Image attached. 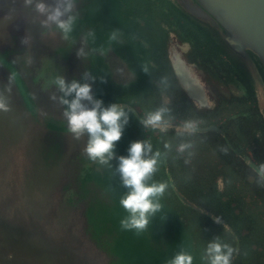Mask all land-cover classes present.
<instances>
[{"label":"rangeland","instance_id":"obj_1","mask_svg":"<svg viewBox=\"0 0 264 264\" xmlns=\"http://www.w3.org/2000/svg\"><path fill=\"white\" fill-rule=\"evenodd\" d=\"M76 11L79 12L78 20L71 34V38L68 41L60 39L59 36L47 35L48 37H46L43 29L39 31L41 35V37H39L40 40H42V42L44 41L45 48L48 49L51 56L56 58L54 62L57 61L56 63L59 65L57 68L58 73H55L50 78L55 75H62L66 81L69 82L76 79L82 83H91L93 97L103 101L105 107L119 100L123 103H129L130 106L138 107L140 110L144 109V105L140 101L129 96V92L133 90L137 91V83L129 86L119 85L111 79L112 75L109 73L107 66L100 64L102 62L100 59L94 61L92 57H90L91 60L85 58L82 65L80 60L81 57H77L76 55L78 49L82 47L86 50L91 49V45H93L91 37H95L97 45H99L100 42L109 40L111 28L113 27L119 29L123 28L127 35H132V33L138 34L140 37H144L154 44V50L147 51L143 50L141 47H138L139 50L137 48L134 49L140 53L143 52L145 55L144 58L150 59L152 64L158 65L163 72L165 71L163 68L168 65L165 44L168 39L174 40L173 38L171 39V37H177V40H182V38L188 40L191 47L188 57L200 63L205 69H207L208 65L214 66L217 69H225L232 66L230 62L226 61L227 57L222 53L221 49H216L211 46L208 40L210 36L207 30L199 26L193 19L183 14L181 10L174 8V6L172 7L164 0H85L83 4H81V2L79 4L77 3ZM89 29L94 32V35L86 36ZM210 32H212L213 35L215 33L212 29ZM85 36L86 42H82V38ZM213 39L218 41L215 37H213ZM108 45L107 43V47ZM104 46L105 44L95 48L105 50L107 47L104 49ZM114 46L124 58L125 62L134 69L137 65L136 59L133 58L132 54L134 49L131 50L115 44ZM223 48L227 49L224 46ZM30 53L31 52L27 50H18L16 58L19 62V57H22L20 64L21 62L24 63V66L18 64V67L20 71L23 72L22 77L25 83L30 87L29 90L33 92L35 87L39 85L41 89L45 91L46 95L47 92H50L52 87L49 85L50 79L46 80L41 75V66H39V64L43 63L44 57L37 58L33 56L34 58L32 60ZM69 54L72 55V58L67 61ZM6 57L12 59V61L5 59L7 64H12L14 70L20 73L18 68L14 65L16 61L13 59V54ZM144 58L142 60H144ZM29 59L32 60V63L28 62ZM148 68L150 67H147V69ZM235 70L237 69L235 68ZM85 72H88L94 80H82L81 78ZM261 73L264 76L263 69H261ZM18 82L19 85H22L21 80ZM45 88L48 90H45ZM0 91H3L7 96L6 82L2 78L0 80ZM53 91L57 93L56 89H53ZM53 91H51V94L54 93ZM59 95L61 94L59 93ZM49 97L51 96L46 95L47 105L45 107H36L38 109V114L34 113L35 116L33 114L34 120L39 121L40 126L44 125L46 128L52 125L50 122L56 123V125L59 124V126H67L62 117L63 107L58 101L50 100ZM218 104L215 110H208L201 115L195 113L190 108L188 110L189 118L182 116L180 113L169 111L167 116H165V120H170L171 123L175 124L191 119L198 121L199 125L203 126L215 125L217 122L225 121L222 126L228 130V132H231V139L227 138V144L233 142V145L238 147L239 145L247 146L251 141H254L253 129L250 133L244 132L247 130V124H245L244 119L240 116L242 111L252 107L250 103L241 98H234L232 95L230 100L224 102L220 99ZM259 108L264 114L263 103L259 102ZM125 110L128 112V123L124 127L121 139L115 145V156H126L129 144L133 141L149 140L152 144V152L149 153V156L157 151H159L161 155L158 160L157 170L147 180V183H164L167 185L163 194L156 198L157 202L161 205L160 210L150 217L147 228L139 233L142 249L146 252L142 259L152 264H168V261L176 255L171 241L172 233L175 232L177 235L176 248L178 249V253L183 251L191 254L195 264H209L208 260L203 258L205 256V249L210 242L217 239H219V242L222 244L230 243L232 248L235 240L238 239V242H240L243 247L242 252L244 253V251L247 250V245L250 244L251 232L255 229L260 234L264 233V200H257L252 192L254 190L257 191L258 196L263 198V186L261 185L259 187V184H254L252 189V186L240 182L242 181V175L236 172L238 166L237 160L230 155L227 156L229 153L226 143H220L219 140V144L213 143L211 139L215 138L213 133L208 131H196L195 134L192 135L188 133L187 136L182 134L177 135V132H174L176 130L174 126V128H169L163 136H160V132L157 130L144 129V127L131 116L129 110L127 108H125ZM12 112L14 118L19 116L18 120L21 119L19 111L15 110L13 107V102L12 105H9V111L7 112L8 118L12 117ZM234 114H238L237 119L230 116ZM257 114L259 115L260 113L257 112ZM226 117H228L227 121ZM258 119L261 120L260 115L259 118H257L256 128L259 130L260 126L262 130H264L261 121L258 122ZM20 124H22V122ZM52 126H54V124ZM58 133L56 132L54 137L51 134L49 136L52 142L50 144L54 147L49 145L45 147L50 150L53 148L56 156L66 149L60 158V165L62 163L67 168L65 172L66 175L64 181L62 180L63 174L60 176L59 180L62 181L61 184L70 188L65 190L61 186L62 190L69 191L73 189L74 193L77 195L93 198L94 201L99 204L100 208L112 212L111 215L113 218L107 220V223H112V226H114L113 220L119 218L117 220L120 222L127 216L125 210L119 205V199L126 194L128 189L122 185L119 173L116 171L118 160L114 158L109 161L107 165L93 162L87 158L83 151L86 137H81L80 139L71 137L69 145L66 148L65 144L59 138ZM154 133H159V137ZM196 133H207V139ZM17 135L16 137L18 138L22 136V133ZM216 136L218 138V135ZM1 137H4V135L3 131L0 129V138ZM16 137L11 138L9 136L7 139V141H12V144H10L12 145L10 149L12 151L18 144L14 141ZM262 140H264V138ZM165 143H168L171 147L166 149L164 147ZM181 143H190L192 147L180 153L177 151L178 148L174 147ZM261 143V140L255 139V148L257 150L255 151L256 153L252 155L259 165L264 164V155L261 153V150H264V145L262 146ZM34 154H36L35 151ZM184 154L187 156L188 161L186 160V156H181ZM176 156L178 157L177 160ZM54 157L55 155L51 153L50 159ZM164 157L167 158V161H172L173 164V166L169 165L170 168L168 170L162 165ZM224 158H226L228 162H232V165L228 164L225 172L231 180L227 183L224 182L223 194H220V189L216 188L214 185L204 183H202L204 185H199L198 183L200 182L197 181L183 182L179 180V177L183 173L186 177L197 176L199 174V176L203 178L201 179L202 181H204V179L207 180L206 177L213 178L218 173L216 172L218 169L217 163L219 161L225 162ZM30 159L31 156L28 154L26 162L30 163ZM35 160L36 159L33 157L32 163ZM165 174L174 178L176 185H169L170 180H168ZM85 189H88L87 191H89V194L85 192ZM174 189H178L183 195L192 198L197 205L202 206L203 203H208L212 209H216L217 211L219 209L222 213V217L228 222V226L224 228L217 220L214 219V221H212L203 213H196L187 209L179 202V199L173 191ZM251 199L256 201L260 210L255 209V211H251ZM84 204L85 206L83 207H75V209H77V213H75L76 227L72 228L71 235L85 240V244L89 245V243L93 244V242L91 235H88L86 228L87 220L85 212H83L89 206V202L87 201ZM94 204L92 200V205ZM240 209H243L244 213L241 214ZM80 221L82 222V227L80 225L78 226ZM229 227L231 228L230 230L228 229ZM127 231L130 232V230ZM173 242H175V239ZM248 255L249 253L244 255V257Z\"/></svg>","mask_w":264,"mask_h":264},{"label":"water","instance_id":"obj_2","mask_svg":"<svg viewBox=\"0 0 264 264\" xmlns=\"http://www.w3.org/2000/svg\"><path fill=\"white\" fill-rule=\"evenodd\" d=\"M182 5L210 37H221L229 51L242 59H251L252 53L264 65V0H183ZM8 14L12 19H5ZM33 16L24 8L22 0H0V80L4 79L7 86L9 77H14L11 93L6 91V94L9 105L13 102L21 116L18 120L19 116L14 118L12 112V117L8 118V111H0V129L4 135L0 138V264H152L142 259L146 252L139 234L122 229L119 218L113 220L114 226L107 223L113 218L110 210H103L93 198L77 195L73 189L62 190L70 188L59 180L63 174L64 181L66 175L67 168L60 165L66 149L56 156L53 148L50 150L45 146L54 147L49 136L54 137L59 132L58 136L67 148L72 135L67 132V126L50 122L54 126L46 128L33 118L34 113L38 114V107L47 105L46 95L58 96L59 92H54L55 87H52L45 95L39 85L33 92L29 90L18 67V64L24 66V63L20 64L22 57L19 62L16 58L18 50H27L31 52L32 60L44 57L43 63L39 64L44 79L49 80L58 73L56 58L39 38L41 26L31 22ZM27 35L31 36V45L21 43ZM10 54H13L14 65L20 73L5 61H12L6 57ZM70 58L71 54L67 61ZM21 133L22 136L17 138ZM8 135L16 137L14 141L18 147L13 148L14 152L10 150L12 141H7ZM51 153L55 155L53 159H50ZM28 154L30 163L26 162ZM33 157L36 160L32 163ZM87 190L85 192L89 194ZM87 201L89 206L83 212L93 242L89 245L71 235L72 228L76 227L75 207H83ZM79 225L82 227L81 221ZM176 239V232L172 233L175 254L178 253Z\"/></svg>","mask_w":264,"mask_h":264},{"label":"flooded vegetation","instance_id":"obj_3","mask_svg":"<svg viewBox=\"0 0 264 264\" xmlns=\"http://www.w3.org/2000/svg\"><path fill=\"white\" fill-rule=\"evenodd\" d=\"M164 1L172 7L174 6V8H178L183 14L190 17V15L183 9V0ZM111 29V34L113 31L116 32V39L105 40L97 45L95 37H91L93 45H91V49L89 50L83 48L85 57H81L80 60L83 65L85 58L91 60L90 57H92L94 61L100 59L102 61L100 64L107 66L109 73L112 75L111 79L119 85L129 86L137 83V91L133 90L132 92H129V96L140 101L144 105V111L142 109L140 110L138 107L130 106L129 103H123L118 99L116 102L127 108L136 121L139 122L147 112L155 111L162 106L167 107L171 112H177L182 116L189 118L188 110L190 108L195 113L201 115L208 110H215L219 105L218 103L220 99L225 102L230 100L232 95L234 98H241L250 103L252 107L250 109H245L240 115L244 119L245 124H247V130L244 132L250 133L253 129L254 133V141H251L247 146L239 145L236 147L233 145V142L227 144V138L231 139V132H228V130L222 126L225 121L217 122L215 125L212 124L210 126L199 125L203 127H198L196 131L211 132L215 137L211 138L213 143L219 144V140L220 143L223 142L228 145L229 154L227 156L230 155L237 160L238 166L236 172L242 175L241 183L252 186V189L254 184H259V187L262 185L264 188V178H261L257 171L254 170L259 167V164L252 156L257 150L255 148V139L261 140L262 146L264 145V140H262L264 138V130H262V127L260 126L259 130L256 128V122L259 115L261 120L258 119V122L261 121V124L264 127V114L259 108V102L264 104V76L261 73V69L264 70V65L260 63L257 57L250 53L251 59H242L228 49L223 48V46H226L221 37H215L219 42L217 40L215 41L213 37H208L211 46L216 49H221L222 53L227 57L226 61L230 62L232 66L225 69H217L214 66L208 65L207 71V69H205L200 63H197V61L188 57L191 51L188 40L183 38L182 40H177V37H171V39L173 38L174 40L172 41L168 39L165 44L168 65L163 68V70L165 69L163 72L158 65H153L150 59H145L143 52L140 53L134 49L137 48L139 50L141 47L143 50L150 51L154 50V44L146 40L144 37H140L138 34L132 33V35H127L123 28L119 29L113 27ZM107 43L109 44L108 47ZM103 44H105L104 49L107 48L104 50L103 55H101V49L95 47H101ZM114 44L131 50L134 49L132 54L137 62L134 69L125 62L124 58L116 50ZM143 58L144 60H142ZM145 67H150L147 72L143 71ZM235 68L237 70H235ZM117 69H120V71H117ZM165 76L168 77L167 83H161V78ZM261 78L263 82L261 81ZM257 112L260 114L258 115ZM167 114L168 113H166L165 116H167ZM230 116H233L236 119L238 118V114ZM227 120L228 117H226V121ZM171 124L173 128L174 126L176 128L174 132H177V129L182 126V123ZM157 131L160 132L159 130ZM164 133L165 132H160V136H163ZM196 134H200L207 139V133ZM155 135L159 137V133H156ZM182 135L187 136V132H183ZM216 135H218V138ZM178 146L179 145H176L174 148H178ZM261 153L264 155V150H261ZM181 156L185 157L186 155L184 154ZM226 158H224V160L227 164L224 161H219L217 163L218 169L216 172L218 173L213 178L206 177L207 180L204 179V181H202L201 179L203 178L200 177L199 174L197 176L186 177L183 173L179 177V180L183 182L197 181L200 182L198 183L199 185H214L216 188L220 189L221 192L219 193L223 194L224 182L227 183L231 180L225 172L228 164L232 165V162H228ZM177 159L178 157L176 156V160ZM186 160L188 161L187 156ZM162 165L167 170L170 168L169 165L173 166L172 161H167L166 157H164ZM165 175L168 180H170V184L168 183L169 185H176L174 178L169 177L167 174ZM173 191L179 199V202H181L187 209H190V211L203 213L212 221H214V219L217 220V222H219L224 228L228 226V222L222 217V213L218 208L219 212L216 209H212L208 203H203L202 206L197 205L192 198L183 195L178 189H174ZM252 192L257 200H264V194L263 198H261L258 196L257 191L254 190ZM250 207L251 211H255V209L260 210L259 205L254 199H251ZM240 213H244L243 209H240ZM228 229L230 230L231 228L229 227ZM228 245L231 246L230 243ZM233 249L234 251L230 264H264V233L260 234L254 229L250 235V244L247 245V250H245L244 253L242 252L243 247L241 243L238 242V239L235 240ZM248 253L249 255L244 257V255Z\"/></svg>","mask_w":264,"mask_h":264},{"label":"clouds","instance_id":"obj_4","mask_svg":"<svg viewBox=\"0 0 264 264\" xmlns=\"http://www.w3.org/2000/svg\"><path fill=\"white\" fill-rule=\"evenodd\" d=\"M78 0H22L24 8L33 13L31 20L44 30L45 35L59 36L68 41L74 31L79 13L76 11ZM6 20L12 19L11 14L6 15ZM94 32L89 29L86 36H92ZM86 36L82 42H86ZM110 40L116 39L113 31ZM21 43L31 45V36L22 38ZM104 50L101 49V55ZM77 57H85L83 47L78 49ZM29 63L32 60L29 59ZM120 71V69H117ZM143 71L147 72L145 67ZM14 77L10 76L6 91L11 93V85ZM82 80L91 81L94 78L85 72ZM168 77H162L161 83H167ZM50 87H55L61 95H52L50 99L58 101L63 107L62 117L67 125V132L74 139L86 137L84 154L93 162L107 165L112 159L118 160L116 171L119 173L122 185L128 189L126 194L119 199V205L125 210L127 216L120 221L124 230H135L137 234L144 231L149 219L161 208L156 198L163 194L166 184H148L147 180L157 170L160 152H152V144L149 140H136L129 144L126 156H115V145L121 139L124 127L128 123V112L120 103L103 105V101L95 99L92 95L91 83L80 82L76 79L66 81L62 75H55L49 80ZM10 99L3 91H0V111H9ZM169 112L167 107H160L155 111L145 114L139 123L144 129L167 132L172 127L170 120H165V114ZM199 122L184 120L182 126L177 129V135L187 132L195 134ZM166 149L171 146L164 144ZM190 143H181L177 151L183 153L191 148ZM257 171L264 178V164H260ZM234 249L228 244H222L219 239L210 242L205 249V256L209 264H230ZM193 256L187 252L177 253L168 264H193Z\"/></svg>","mask_w":264,"mask_h":264},{"label":"trees","instance_id":"obj_5","mask_svg":"<svg viewBox=\"0 0 264 264\" xmlns=\"http://www.w3.org/2000/svg\"><path fill=\"white\" fill-rule=\"evenodd\" d=\"M193 264H195V262H193Z\"/></svg>","mask_w":264,"mask_h":264}]
</instances>
